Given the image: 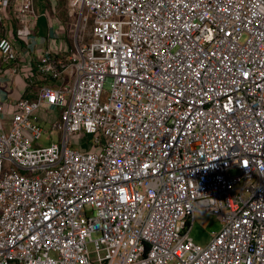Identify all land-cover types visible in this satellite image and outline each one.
Returning <instances> with one entry per match:
<instances>
[{
  "label": "built area",
  "instance_id": "1",
  "mask_svg": "<svg viewBox=\"0 0 264 264\" xmlns=\"http://www.w3.org/2000/svg\"><path fill=\"white\" fill-rule=\"evenodd\" d=\"M33 6L0 0V21L14 12L27 36ZM69 14L72 49L28 69L27 88L50 83L0 105V264H264V0ZM0 58L19 74L5 37ZM42 108L58 112L45 147ZM196 213L221 226L205 245L187 239Z\"/></svg>",
  "mask_w": 264,
  "mask_h": 264
},
{
  "label": "crops",
  "instance_id": "2",
  "mask_svg": "<svg viewBox=\"0 0 264 264\" xmlns=\"http://www.w3.org/2000/svg\"><path fill=\"white\" fill-rule=\"evenodd\" d=\"M33 5L36 19L29 24L27 36H17L23 24L14 12H8L0 21V38L11 40L21 59V62H18L19 74L11 75L7 72L10 66L0 58V105L5 107V111L12 109L20 98L34 99L37 88L50 83L34 80L31 87H26L29 80L28 69H34L43 54L49 51L65 58L67 51L72 49L73 24L69 14L70 0H33ZM45 111L44 108L38 110L37 119ZM6 116L7 112L2 115L5 118Z\"/></svg>",
  "mask_w": 264,
  "mask_h": 264
},
{
  "label": "rangeland",
  "instance_id": "3",
  "mask_svg": "<svg viewBox=\"0 0 264 264\" xmlns=\"http://www.w3.org/2000/svg\"><path fill=\"white\" fill-rule=\"evenodd\" d=\"M88 41V39H86ZM105 91H109V85H106ZM32 117L36 120H39L41 124L43 125L44 133L42 134L41 139L38 142H32V144L35 146L45 147L49 145L52 142H58L59 135L55 132H50L51 123L55 121L58 118V112L54 110H48L46 109L45 113L42 114L41 117L37 119L36 113L32 115ZM82 139L75 140L73 145L71 146L74 149L79 150V148L83 146H91V142L93 141L88 136L85 135L82 136V134H79ZM80 151V150H79ZM221 228L220 223L214 216L202 214V213H196L194 218V223L191 228V231L188 235V240L192 241L193 243L199 244V245H205V243L209 240V233L212 231H217Z\"/></svg>",
  "mask_w": 264,
  "mask_h": 264
}]
</instances>
